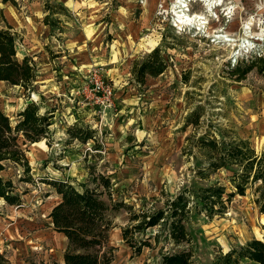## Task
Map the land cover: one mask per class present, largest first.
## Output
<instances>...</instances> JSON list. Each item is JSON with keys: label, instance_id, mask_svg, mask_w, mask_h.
I'll use <instances>...</instances> for the list:
<instances>
[{"label": "rangeland", "instance_id": "1", "mask_svg": "<svg viewBox=\"0 0 264 264\" xmlns=\"http://www.w3.org/2000/svg\"><path fill=\"white\" fill-rule=\"evenodd\" d=\"M125 2L126 14L130 11L131 17L128 24L134 23L139 33L130 35L131 53L121 60L116 80H109L104 64H91L78 80L63 78L56 61L48 70L35 65L37 78L30 91L0 82V109L12 121L28 101L39 104L41 112L54 109L50 143L27 144L29 172L14 163H7L2 172L4 178L12 179L18 192H23L20 205H8L0 199V253L9 264L63 262L66 238L53 230L47 216L58 197L45 180L79 183L88 175L87 166L93 165L111 177L114 199L136 209L141 205L158 208L164 193L173 195L183 186L207 183L193 178L192 155L183 150L188 135L208 131L214 136L217 126L248 139L257 153L264 154V77L252 70L242 80H234L227 65L263 49L264 0ZM119 4V0H112V9L116 11ZM121 31L117 25L112 33H105L103 41L120 42ZM155 47L161 49L168 67L138 87L128 71L133 60ZM95 65L102 66L105 80L115 86L113 104L106 109L80 92L88 69ZM183 74L188 75L187 83L182 81ZM198 104L202 107L198 127L181 130L184 117ZM74 123L96 130L101 157L92 156L98 153L93 151L91 140L66 143L65 130ZM228 175L219 169L210 174V182L217 181L230 191ZM113 219L109 245L114 248L115 264H161V253L169 249L164 233L159 244L152 241L153 247L134 255L121 236L128 213L120 210ZM263 224L264 216L253 202L251 188L245 195L234 196L223 215L212 219L194 215L186 224L193 238L192 264H209L219 247L226 250L260 238ZM154 230L148 229L147 235Z\"/></svg>", "mask_w": 264, "mask_h": 264}, {"label": "trees", "instance_id": "2", "mask_svg": "<svg viewBox=\"0 0 264 264\" xmlns=\"http://www.w3.org/2000/svg\"><path fill=\"white\" fill-rule=\"evenodd\" d=\"M44 8L49 14L65 12L60 4L46 2ZM43 21L51 26L56 25L48 14ZM19 40L0 9V81L30 91L34 88L37 69L30 57H17L16 45ZM227 65L228 74L234 80H242L252 70L264 77V45L262 50L253 51L236 64L230 66L228 62ZM167 67L168 62L161 49L155 47L141 59L133 60L130 80L142 87L146 76L157 77ZM182 81L188 82L187 74H183ZM201 115L200 104L194 105L184 117L181 130L190 125L198 127ZM53 119V108L41 112L40 105L34 101L24 105L15 121L0 109V199L6 204L20 205L23 194L18 192L12 179L3 177L6 164H18L28 173L27 144L42 140L50 143ZM65 131L66 143L91 140L93 151L98 153L92 156L101 157L99 151L102 144L91 126L74 123ZM215 132L214 136L208 131L199 136L190 134L183 148L192 155L194 180L207 183L183 186L173 195L164 193L163 204L158 208L141 205L136 209L124 200L114 199L111 177L96 171L93 165L87 166L88 175L79 183L45 180L58 197L47 216L53 230L61 233L67 241L63 262L46 264H115L114 248L109 245V240L115 227L113 216L120 210L128 213L121 236L134 255L140 254L145 247H153L152 241L155 245L159 244L160 235L164 233L169 249L161 253V264H192L193 238L186 224L194 215H204L208 219L223 215L234 196L245 195L247 188H251L253 202L264 216V154L257 153L248 139L234 132L228 134L227 130L217 126ZM219 169L229 173L230 191L217 181L210 182V174ZM148 229H155L154 234L147 235ZM262 230L260 238L253 237L226 250L219 247L209 264H264V224ZM0 264H9L1 253Z\"/></svg>", "mask_w": 264, "mask_h": 264}, {"label": "crops", "instance_id": "3", "mask_svg": "<svg viewBox=\"0 0 264 264\" xmlns=\"http://www.w3.org/2000/svg\"><path fill=\"white\" fill-rule=\"evenodd\" d=\"M125 1L119 0L116 11L112 0H0V9L20 38L16 45L19 59L28 56L34 65L47 70L57 61L63 78L76 80L91 64H104L109 80H116L121 60L131 53L130 35L139 33L134 23L128 24L131 17L130 11L126 14ZM46 2L60 4L65 12L49 14ZM47 14L55 26L43 21ZM117 25L122 28L120 42L105 43V33H112ZM148 77L156 78L148 75L146 80Z\"/></svg>", "mask_w": 264, "mask_h": 264}, {"label": "built area", "instance_id": "4", "mask_svg": "<svg viewBox=\"0 0 264 264\" xmlns=\"http://www.w3.org/2000/svg\"><path fill=\"white\" fill-rule=\"evenodd\" d=\"M101 65L88 69L86 78L80 87V92L86 99L102 109L111 107L114 99L115 86L106 81Z\"/></svg>", "mask_w": 264, "mask_h": 264}, {"label": "bare ground", "instance_id": "5", "mask_svg": "<svg viewBox=\"0 0 264 264\" xmlns=\"http://www.w3.org/2000/svg\"><path fill=\"white\" fill-rule=\"evenodd\" d=\"M181 11V10H180ZM180 13V12H179ZM182 14V13H181ZM178 15V14H177ZM187 16V15H186ZM185 15H182V16H180V17H184V18H187ZM190 18V17H189ZM181 20V19H180ZM179 20V21H180ZM190 20V19H189ZM186 22V21H185ZM188 23V22H187Z\"/></svg>", "mask_w": 264, "mask_h": 264}]
</instances>
